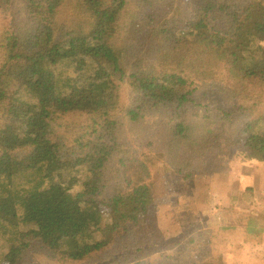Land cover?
I'll list each match as a JSON object with an SVG mask.
<instances>
[{"label":"trees","instance_id":"16d2710c","mask_svg":"<svg viewBox=\"0 0 264 264\" xmlns=\"http://www.w3.org/2000/svg\"><path fill=\"white\" fill-rule=\"evenodd\" d=\"M16 5L25 20L0 27V264L36 252L56 264H168L150 257L163 239L155 168L184 190L228 162L264 167V0H0V18ZM218 72L238 106L217 111L213 129L188 122L190 82ZM151 113L172 122L163 147L132 149L125 128ZM253 196L231 249L240 256L264 241ZM213 228L173 246L191 253L226 235ZM198 264L240 263L217 253Z\"/></svg>","mask_w":264,"mask_h":264},{"label":"rangeland","instance_id":"374dc122","mask_svg":"<svg viewBox=\"0 0 264 264\" xmlns=\"http://www.w3.org/2000/svg\"><path fill=\"white\" fill-rule=\"evenodd\" d=\"M25 18L23 7L16 5L12 11L1 16L0 27L4 24L18 25ZM216 76L214 80L207 83L190 82L192 103L188 107V122L210 126L213 129L217 111H233L238 106V99L225 91L227 86L222 80L224 73L218 72ZM120 89L123 103L126 107H130L134 102V93L122 81H120ZM235 116L232 121L235 120ZM238 124L239 122L230 124V131H234ZM142 128L137 132L129 127L125 128L126 140L133 147L132 149L148 143L153 151L163 147L172 128V122L166 115L151 113L142 121ZM152 181L163 239L159 245H153L151 259L162 254L161 258L168 264H198L204 256L224 253L230 261H236L234 257L239 253L231 249H235V239L240 237L239 231H237L238 236L234 231L244 226L240 216L256 212L251 211V205L243 202L245 201L243 194L245 190L252 189L254 196L257 195L262 201L261 206L264 207V167L241 166L228 162L223 164L219 171L196 177L190 189L180 190L164 179L162 166L159 165L152 173ZM235 220L240 221L235 222ZM206 222L213 225V229H224L219 233L225 232L226 235L219 234V239H215L218 241L211 240L202 247L192 249L191 253H189L191 248L186 243L181 245V249H175L173 246L175 242L194 229L205 226ZM231 224L236 225V229L227 231L226 228ZM261 242L255 248L246 245V251L241 253L242 256L246 254L249 257L257 255L255 260L249 262L250 264H264V241L262 244ZM238 244L242 245V243ZM5 248V242L0 240V251ZM38 254L36 252L27 264H56L42 255L37 256ZM117 254L118 251L115 252V255ZM88 264L111 263L100 261Z\"/></svg>","mask_w":264,"mask_h":264},{"label":"crops","instance_id":"0c3cea01","mask_svg":"<svg viewBox=\"0 0 264 264\" xmlns=\"http://www.w3.org/2000/svg\"><path fill=\"white\" fill-rule=\"evenodd\" d=\"M244 202V201H243ZM245 204H247V203H245ZM233 230H235L234 228H233ZM237 231H240V229L239 230H235L234 231V233L235 232H237ZM257 255H251L250 257L248 256L247 257V259H248V261L249 262H252L253 260H255ZM235 259H236V261L238 262V263H240V264H247V260L245 259V256H240L239 254H237V255H235V257H234Z\"/></svg>","mask_w":264,"mask_h":264}]
</instances>
